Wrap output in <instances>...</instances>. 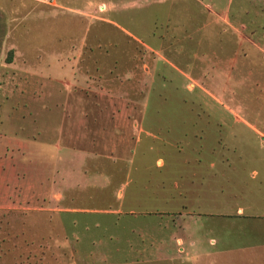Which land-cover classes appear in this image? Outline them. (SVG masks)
Returning <instances> with one entry per match:
<instances>
[{
	"label": "rangeland",
	"instance_id": "obj_1",
	"mask_svg": "<svg viewBox=\"0 0 264 264\" xmlns=\"http://www.w3.org/2000/svg\"><path fill=\"white\" fill-rule=\"evenodd\" d=\"M35 3L0 0V160L24 137L19 127H54L78 111L62 99L68 78L85 92L81 112L128 115L145 132L119 131L118 152L96 154L100 168L85 173L102 177L98 189L65 202L79 215L0 203V264H264V220L234 225L225 213L264 212V54L184 0L117 11L118 26ZM62 50L74 56H47ZM233 59L245 81L228 86ZM69 63L75 75L58 74ZM43 78L55 85L50 101Z\"/></svg>",
	"mask_w": 264,
	"mask_h": 264
},
{
	"label": "crops",
	"instance_id": "obj_2",
	"mask_svg": "<svg viewBox=\"0 0 264 264\" xmlns=\"http://www.w3.org/2000/svg\"><path fill=\"white\" fill-rule=\"evenodd\" d=\"M25 1L32 4H37L35 2L38 1L43 2L39 3L41 7L57 13L67 11L74 19L88 22L87 25L93 24V22H102L118 26L119 24L114 20V16L117 15L115 12L128 10L134 6H140L139 4L142 2L150 3V1L155 0H110L109 3L99 2L98 4L94 0H83L81 3L83 5L80 2H73V0H20L21 3H25ZM159 1L168 2V0ZM175 1L177 0H170L172 3ZM184 1L192 3L195 9H204L207 19L210 18V25L223 26L227 32L237 37L243 46L245 44L252 45L256 51L264 54V0H240L237 4L236 0ZM234 5H236V10L233 12ZM249 8L257 10L255 14L253 12L251 20H247L248 17H246ZM108 9L114 13L113 16L100 17L95 15H101ZM74 52V50H64L62 54L49 53L47 56L64 58L67 55L73 57ZM64 63L65 61L61 62V64ZM235 63L234 59L228 60L227 63L229 70L226 74L228 78L226 83L228 86H236L245 81V78L240 79V76H235L238 69ZM57 70L59 71L58 74L75 75L72 63L59 66ZM43 79L45 82L43 85L40 84L38 89L48 91L45 96L46 100L50 101L53 98L52 91L55 90V85L48 78ZM65 81L62 87V99H66L68 108L72 102V105H78L79 112L59 115L57 125L54 127L49 125L50 120L48 118L51 119V117L47 118L49 121L45 126L38 127L35 131L29 132L26 128L19 127V132L24 137L16 136L14 139H10L6 145V156L0 160V203L8 204V206L13 203L14 208H23L27 203L31 205L27 207H33L40 213L49 215H79L81 214L80 210H82L81 206V208L71 205L65 206V202H69L68 200L74 202L71 194L77 196L79 190L85 192L87 188L98 189L97 185L103 181L102 177L96 173L92 175L85 173L86 169L96 168L98 170L100 168L103 160L96 154L117 153V148L122 145L118 143L119 131H126L127 137L138 132V134L145 132L144 126H141L140 131H138L140 126L133 124V120L131 121L128 115H96L81 112L80 106H86L87 103L85 92L82 96L80 95L79 87H75L78 83L73 78H68ZM76 90L77 92H75ZM37 118L33 119L35 124L39 119ZM119 121L125 122V125H119ZM67 165L73 167L71 171L66 170ZM51 169H55L57 175L60 174V176H54L49 180L47 172ZM78 176L86 177L88 182L85 181L84 184L81 182L82 180L77 179ZM109 182L110 180L107 178L104 181L107 186H110ZM225 213L228 216H233L235 221L232 224L234 225H238L251 217L264 220V212H256L255 207L251 204L245 207L239 206L236 215H233L231 211ZM240 235L241 233H237V237ZM210 246L212 247V245ZM234 246L236 245L227 243L222 245V248L231 249ZM262 250L261 259L264 261V246Z\"/></svg>",
	"mask_w": 264,
	"mask_h": 264
}]
</instances>
